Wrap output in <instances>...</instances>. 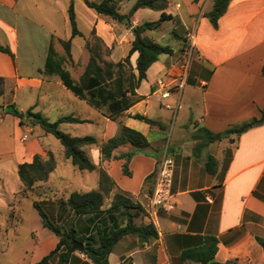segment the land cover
<instances>
[{
    "label": "crops",
    "instance_id": "crops-1",
    "mask_svg": "<svg viewBox=\"0 0 264 264\" xmlns=\"http://www.w3.org/2000/svg\"><path fill=\"white\" fill-rule=\"evenodd\" d=\"M167 1L165 12L174 17L166 21L167 24L180 26L185 32V38L189 30H195L197 56L191 63L187 82L178 96V64L184 50L181 54L177 52L176 47L181 46V43L170 45L173 52L160 54L148 67L146 77L136 88L141 99L118 118L123 124L142 132L150 146L138 149L126 143L115 148L111 158L102 159L98 144L116 133L118 122L106 116L105 106L96 108L74 94L58 75L45 74L44 64L50 41L53 40L56 51L62 54L60 40L69 39L70 57L64 66L70 76L78 81L90 56L86 43L92 45L95 37L100 38L103 45L100 54L102 59L116 62L125 57L130 48L134 38L131 27L95 12L84 2L82 6L78 0L89 32L74 53V37L82 35L78 28L75 2V19L81 34L71 36L70 28L63 38L56 32L54 16L58 11L68 20L70 3L66 0H46L44 3L38 0H0V44L8 46L13 53V58L7 53L8 58L3 55L6 52L0 51V58L4 61L0 64V76L5 78V82L8 80L13 83L11 102H15V94L24 88L43 89L49 100V109L59 111L55 120L62 115L84 120L61 123H68L74 128V132H68L71 135L95 137L97 143L87 146V153L92 162L102 167L114 181L113 188L104 196L101 212L77 214L70 210L62 199L74 190L87 192L98 189L99 175L97 170H79L73 166L76 176L69 180L63 166L70 160L63 158L61 145L59 150L62 162L60 164L57 161L45 182L48 194L30 196L39 201L51 220L62 223L66 229L73 227L78 235L89 237L90 241L97 244L98 226L106 230L123 224L120 209L109 208L113 195L116 192L122 193L138 202L145 210L157 159L165 149L174 159L173 155L189 147L190 152L187 150L181 156L177 154L178 162L174 167L171 185L174 207L169 211H158L157 235L146 239L135 233L124 235L108 254V264L124 260L130 264H200L184 260L181 251L202 244L204 237L210 235L217 239L214 261L264 264V250L256 239L264 238V123L248 128L239 135L231 134L213 140L200 150L197 146L202 138L196 136L202 127L219 133L258 116L264 110V76L261 74L264 64V0H229L217 26H213L204 15L212 7L213 0ZM160 15V10L140 7L134 11L130 20L135 26L145 20H156ZM163 24L145 34L148 36V32L161 31ZM174 35L180 39L179 35ZM186 44L187 38L183 49ZM135 58L136 53H133V64ZM160 80L165 83V90H169L166 97L160 95ZM36 106L37 102L28 108L32 107L34 111H40L46 116L42 110L35 109ZM181 107L185 108L181 113L182 120L171 133L174 117L179 116ZM18 109L22 112L26 110ZM136 113L159 121L163 128L133 117ZM5 114L4 111L0 119ZM12 119L16 135H13L7 154L0 156V172L3 174H7L8 169L11 174L14 171L17 173V164L31 161L36 153L44 155L47 150L54 153L50 146L52 142H44V137L50 138V133L44 132L38 125L28 122L21 124L17 116L12 115ZM33 132L36 136L28 140L29 133ZM166 134L170 135L169 139L165 138ZM24 135L26 138H23ZM128 152L133 154L127 162L129 172L124 173L123 163L126 158L122 155ZM209 155L217 161L214 174L205 169ZM53 172L56 174L52 175ZM17 178V188L6 198L9 208L6 222L0 223V241L6 240L7 243L14 238L12 234L16 233V227L9 223V213L12 210L10 202L22 188L18 175ZM0 181L3 183V178ZM74 184L75 188H71ZM134 221L136 224H144L149 219L140 214ZM31 239L32 245L25 250L26 256L22 262L14 263L8 259L0 264H33L57 243V237L51 231H43V236L31 231ZM74 254L78 260L73 259L67 264H81L88 260L80 250Z\"/></svg>",
    "mask_w": 264,
    "mask_h": 264
},
{
    "label": "trees",
    "instance_id": "trees-1",
    "mask_svg": "<svg viewBox=\"0 0 264 264\" xmlns=\"http://www.w3.org/2000/svg\"><path fill=\"white\" fill-rule=\"evenodd\" d=\"M83 2L95 12L131 27L134 38L131 41L127 54L116 62L103 60L100 55L103 51L102 40L95 37L96 40L92 45L86 43L90 56L84 72L79 80L75 81L64 66L66 59L70 57V40H60L63 49L62 54L56 51L54 42L51 40L43 72L47 75H58L69 90L80 98L85 99L90 105L96 108L105 106L106 116L118 122L116 133L98 144L102 159L111 158L113 150L126 143L138 149H145L150 146L147 137L139 130L123 124L118 118L132 104L141 99V95L137 94L136 88L139 86L141 80L146 77L148 67L158 59L160 54H171L173 52L170 45L155 41L145 34L146 31L157 29L164 22L174 18L173 15L165 12V9L168 7V1L136 0L127 13H120V0H83ZM228 3L229 0H213L210 10L204 13L213 26H217L218 19L225 12ZM140 7L160 10L161 15L156 20H145L133 26L130 17ZM68 20L71 36L80 35L81 33L76 24L73 3H70L68 6ZM0 51L8 53L13 58V53L8 46L0 44ZM133 53H136L134 64L131 62V55ZM261 74L264 76V64L261 68ZM4 93L5 78L0 76V96ZM4 111L17 116L21 124L28 122L38 125L44 132L52 134L62 145L63 158L69 159L77 169L98 171V189L87 192L71 191L67 197L62 199V202L77 214L101 212L104 196L111 191L114 181L102 167L92 162L87 153L86 147L97 143L95 137L91 135H71L59 129V123L61 122H83L84 120L71 115H62L57 120L50 121L42 112L34 111L32 107L22 112L13 102L8 103ZM132 116L150 125H158L160 128H163L159 121L145 115L136 113ZM261 123H264V110H261L258 116H253L219 133H213L202 127L199 129L200 133L196 134L197 137L202 138V142L198 144L197 148L200 150L207 143L229 137L231 134L239 135L248 128ZM132 154L133 152H128L122 155V157L126 158L123 163L124 173L129 172L127 162ZM56 165V157L50 150H47L44 155L39 153L34 154L32 160L29 162L24 161L17 164V175L22 183V188L14 195L16 197L19 194L18 201L15 203V206H17L16 210L12 209L9 213V223L12 227H16L18 222L21 221L19 204L22 199L28 195L38 197L48 194V187L45 182ZM205 169L210 174L216 172L217 161L213 156H208L205 162ZM32 205L37 210L42 225L57 237L55 247L33 264H67L73 259L78 260L74 254L77 249L73 248L71 243L74 239L84 243V250L81 251L87 256L88 260L82 261L81 264H108V254L116 242L124 235L135 233L143 239L157 235V229L151 221L144 224L135 223L134 218L140 214L146 215L145 210L138 202L132 201L129 197L119 192L113 195L109 208L120 209V213L123 216V224L111 226L106 230L98 226L97 244L90 241L89 237L78 235L73 227L66 229L62 223L51 220L37 199L32 200ZM256 239L264 250V238L256 237ZM216 243L217 239L215 236H205L202 244L182 250L181 257L184 260L196 261L200 264H228L229 261L219 263L213 260L217 249ZM90 251L96 252L97 263L90 261ZM117 264L130 263L124 260Z\"/></svg>",
    "mask_w": 264,
    "mask_h": 264
},
{
    "label": "rangeland",
    "instance_id": "rangeland-1",
    "mask_svg": "<svg viewBox=\"0 0 264 264\" xmlns=\"http://www.w3.org/2000/svg\"><path fill=\"white\" fill-rule=\"evenodd\" d=\"M38 1L42 3L46 2V0H38ZM66 1L68 3L75 2L76 8L78 10V19H79L78 28L82 32V35L74 37L72 50L75 53L77 45L82 44L84 42V36L88 34L89 30H88V26L85 20V15L82 11V8L78 0H66ZM79 1L82 3L81 4L82 6L85 5L82 0H79ZM135 1L136 0H122L120 12L129 11V9L131 8V6L133 5ZM175 1L176 0H171L172 3ZM54 20H55V25H56L55 28H56L57 34L60 37L64 38V36L67 33V30L70 29L68 20H65L63 15L58 11L55 13ZM163 25L164 27L161 31L157 33L148 32V36L153 37L154 39H156V41L162 44H168V45L175 46V44L181 43V46L176 47L177 52L181 54L184 48L183 43L185 44V39H186L184 35L185 32L182 31L180 26L176 24H175L176 26L174 25L175 27L170 26L169 24H167V22H165ZM174 33L179 35L180 39H177ZM3 55L5 57H8L7 53H3ZM0 62H1L0 64H2L4 61L0 58ZM12 89H13V83L11 81L6 80L5 93L2 96H0V115H2V113L4 112L6 105L12 101ZM181 91L182 89L180 90L179 95H181ZM13 100L15 101L14 104L16 105L17 108H23L26 110L28 106L37 102V106L35 107V109L42 110L43 112H45L46 116H48L50 121H55V118L57 114L59 113L58 109H52V110L49 109L48 107L49 100L44 94L43 89L34 88L30 90V89L24 88L23 90H20L15 94V98ZM184 111H185V108L181 107L179 110V116L174 117L171 133L173 132L174 129L177 128L179 122L182 120L181 113ZM12 120H13L12 115L8 113H6L4 117L0 119V156L7 154L10 144H11V140L13 138V135L14 136L16 135ZM59 129H61L64 132H71V133L75 131L74 128H72L70 124L68 123L59 124ZM22 130L25 131V128H23ZM35 136L36 134L34 132L29 133L28 140L34 138ZM168 136L170 135L166 134L165 138L169 139ZM49 137L50 138H48L47 136L44 137V142L45 143L52 142L50 146L52 147L54 151L57 161L61 164L62 158H61L60 150H59L61 147V144L57 140V138H55L53 135L50 134ZM27 141H25V143ZM168 146H169V143H168ZM187 150L190 152L191 148L189 149L188 147L184 149V151H181V153H177V154L181 156V154L186 153ZM177 154L173 155V152H172V155L174 156V160H175L174 161L175 167H176V163L178 162L176 158ZM63 167H64V171L67 174L69 180H73V178L76 176V173H75V170H73L74 167L71 164V162L65 163ZM10 171L11 170L8 169L7 174H3L2 172H0V178H3L4 180L3 183L0 181V194L2 195L0 196V223L2 224L6 222V216L9 210L7 206L6 198L10 197L13 190L17 188V185L15 183V178L18 179L17 173L16 171H14L13 174H11ZM55 174L56 172H53L52 175H55ZM71 188H75V184L72 185ZM17 196L14 197V199L10 202L12 204L13 210H16V207H17L15 206V203L18 201L19 194ZM33 198L35 197L28 195L27 197L22 199L21 203L19 204V212L21 216V221L18 222L16 226V233L12 234L14 238L8 243L6 240L0 241V262L1 263H5L8 259H12L14 263L22 262L23 258L26 256L25 250L30 248L32 245L31 231H34V233L40 234L41 236H43V231H50L48 228H45L44 226L41 225L39 214L32 205ZM8 229L9 231L11 230L10 228Z\"/></svg>",
    "mask_w": 264,
    "mask_h": 264
},
{
    "label": "built area",
    "instance_id": "built-area-1",
    "mask_svg": "<svg viewBox=\"0 0 264 264\" xmlns=\"http://www.w3.org/2000/svg\"><path fill=\"white\" fill-rule=\"evenodd\" d=\"M186 38V48L178 64L176 85L178 95L187 82L191 63L197 56L195 49V30H189L186 34ZM158 86L162 97L169 95V90H165V83L163 81H158ZM23 138H26V135H24ZM174 167V159L165 149L156 161V167L153 172L152 189L147 195V204L145 205L146 216L155 227L158 224V211L160 209L169 211L174 207L171 192Z\"/></svg>",
    "mask_w": 264,
    "mask_h": 264
},
{
    "label": "water",
    "instance_id": "water-1",
    "mask_svg": "<svg viewBox=\"0 0 264 264\" xmlns=\"http://www.w3.org/2000/svg\"><path fill=\"white\" fill-rule=\"evenodd\" d=\"M72 245H73V248L77 249V250H84V243L77 240V239H74L71 241ZM89 257H90V261L93 262V263H97V259H96V252L94 251H90L89 252Z\"/></svg>",
    "mask_w": 264,
    "mask_h": 264
}]
</instances>
